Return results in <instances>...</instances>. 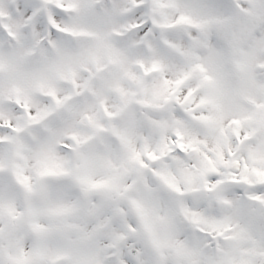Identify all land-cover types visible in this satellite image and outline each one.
Returning <instances> with one entry per match:
<instances>
[{
  "label": "snow or ice",
  "instance_id": "6c2138e0",
  "mask_svg": "<svg viewBox=\"0 0 264 264\" xmlns=\"http://www.w3.org/2000/svg\"><path fill=\"white\" fill-rule=\"evenodd\" d=\"M0 264H264V0H0Z\"/></svg>",
  "mask_w": 264,
  "mask_h": 264
}]
</instances>
